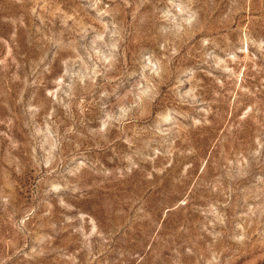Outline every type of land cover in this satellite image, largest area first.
Segmentation results:
<instances>
[{"label": "rangeland", "instance_id": "1", "mask_svg": "<svg viewBox=\"0 0 264 264\" xmlns=\"http://www.w3.org/2000/svg\"><path fill=\"white\" fill-rule=\"evenodd\" d=\"M0 264H264V0H0Z\"/></svg>", "mask_w": 264, "mask_h": 264}]
</instances>
